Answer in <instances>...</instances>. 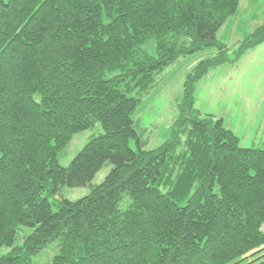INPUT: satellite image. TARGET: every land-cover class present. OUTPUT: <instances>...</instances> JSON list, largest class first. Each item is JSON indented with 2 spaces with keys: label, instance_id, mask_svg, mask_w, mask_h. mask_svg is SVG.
I'll return each mask as SVG.
<instances>
[{
  "label": "trees",
  "instance_id": "trees-1",
  "mask_svg": "<svg viewBox=\"0 0 264 264\" xmlns=\"http://www.w3.org/2000/svg\"><path fill=\"white\" fill-rule=\"evenodd\" d=\"M240 4L0 0V264H34L53 242L51 264H264V148L196 107L212 70L264 43V25L232 51L218 40ZM212 49L186 75L170 138L147 150L143 99ZM97 123L103 134L63 167ZM65 187L91 193L52 203Z\"/></svg>",
  "mask_w": 264,
  "mask_h": 264
},
{
  "label": "rangeland",
  "instance_id": "rangeland-1",
  "mask_svg": "<svg viewBox=\"0 0 264 264\" xmlns=\"http://www.w3.org/2000/svg\"><path fill=\"white\" fill-rule=\"evenodd\" d=\"M262 25L264 0H242L239 17L225 24L218 34V40L232 51ZM216 53L212 49L181 59L161 75L157 87L143 99L134 115V121L150 132L147 150H156L170 138L186 75L201 61ZM196 107L203 114L215 115L216 119L224 118L225 125L240 139L242 148H264V43L249 50L238 63L212 70L197 85ZM103 132L102 124L97 123L93 129L75 135L59 154V163L69 167L85 146ZM132 146L135 148L134 143ZM111 170L112 165L106 164L93 184H102ZM90 193L89 187H65L57 198L50 201L54 204L63 200L76 202ZM58 253V242H53L34 258V264H51Z\"/></svg>",
  "mask_w": 264,
  "mask_h": 264
},
{
  "label": "crops",
  "instance_id": "crops-1",
  "mask_svg": "<svg viewBox=\"0 0 264 264\" xmlns=\"http://www.w3.org/2000/svg\"><path fill=\"white\" fill-rule=\"evenodd\" d=\"M241 3H242V0H241ZM240 7H241V4H240ZM240 9V8H239ZM262 10H263V8H261V15L263 14V12H262ZM239 17V10H238V12H237V14L234 16V17H232L230 20L232 21V20H234L235 18H238ZM229 21V20H228ZM223 29V28H222ZM221 29V30H222ZM221 32V31H220ZM197 94V93H196ZM224 119V118H223ZM224 122H225V119H224ZM227 127V126H226ZM229 130H231V131H233L230 127H227ZM234 132V131H233Z\"/></svg>",
  "mask_w": 264,
  "mask_h": 264
},
{
  "label": "built area",
  "instance_id": "built-area-1",
  "mask_svg": "<svg viewBox=\"0 0 264 264\" xmlns=\"http://www.w3.org/2000/svg\"><path fill=\"white\" fill-rule=\"evenodd\" d=\"M261 231L264 233V223H263V225L261 227Z\"/></svg>",
  "mask_w": 264,
  "mask_h": 264
}]
</instances>
